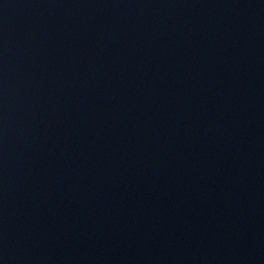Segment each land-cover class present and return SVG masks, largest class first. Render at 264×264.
Listing matches in <instances>:
<instances>
[{"label": "water", "instance_id": "95a60500", "mask_svg": "<svg viewBox=\"0 0 264 264\" xmlns=\"http://www.w3.org/2000/svg\"><path fill=\"white\" fill-rule=\"evenodd\" d=\"M0 264H264V0H0Z\"/></svg>", "mask_w": 264, "mask_h": 264}]
</instances>
